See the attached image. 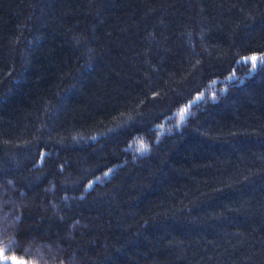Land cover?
<instances>
[{
  "label": "trees",
  "instance_id": "trees-1",
  "mask_svg": "<svg viewBox=\"0 0 264 264\" xmlns=\"http://www.w3.org/2000/svg\"><path fill=\"white\" fill-rule=\"evenodd\" d=\"M251 56L264 0H0V248L14 239L5 254L33 264H264Z\"/></svg>",
  "mask_w": 264,
  "mask_h": 264
},
{
  "label": "snow or ice",
  "instance_id": "snow-or-ice-1",
  "mask_svg": "<svg viewBox=\"0 0 264 264\" xmlns=\"http://www.w3.org/2000/svg\"><path fill=\"white\" fill-rule=\"evenodd\" d=\"M257 59H259L260 65L264 67V56H260L259 58H257L256 56L242 58L243 62L245 63L251 62L252 69L256 68ZM240 62L241 61H237V63H240ZM232 78L233 77L230 76L227 79H232ZM213 83H215V81H213ZM197 99H200V97H197ZM187 113H188V108H184V109L179 110V112L176 113V115H178L179 120L183 122L187 118ZM138 148L140 152H144L147 150V145H145L143 141H140ZM9 183H11V181ZM91 187H92V184H89L88 188H86L85 190L87 191ZM6 231H7L6 229L0 228V243H3V237L6 235ZM17 244L18 242L13 239V240L8 241L6 248H0V264H28L27 261H23V260L17 261L14 257L9 258L4 255L5 252H11L12 249L17 246ZM23 251L25 252V254H29L28 249H24Z\"/></svg>",
  "mask_w": 264,
  "mask_h": 264
},
{
  "label": "rangeland",
  "instance_id": "rangeland-1",
  "mask_svg": "<svg viewBox=\"0 0 264 264\" xmlns=\"http://www.w3.org/2000/svg\"><path fill=\"white\" fill-rule=\"evenodd\" d=\"M184 108H188V106L186 105V106H184L182 109H184ZM4 255L7 256V257H9V258H13V257H14L17 261H21V260L25 261L24 259H21V258H19V257H17V256L6 255L5 253H4ZM28 264H33V263L28 262Z\"/></svg>",
  "mask_w": 264,
  "mask_h": 264
}]
</instances>
